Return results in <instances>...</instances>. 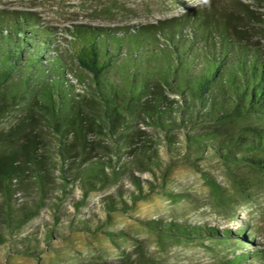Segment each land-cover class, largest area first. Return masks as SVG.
<instances>
[{
    "label": "rangeland",
    "instance_id": "rangeland-1",
    "mask_svg": "<svg viewBox=\"0 0 264 264\" xmlns=\"http://www.w3.org/2000/svg\"><path fill=\"white\" fill-rule=\"evenodd\" d=\"M207 1L0 0V11L35 12L40 24L55 29L64 48L77 26L156 23ZM244 1L264 18V2ZM259 40L264 43V37ZM66 81L76 99L91 103L84 105L86 143L75 140L72 130L63 132L65 126L57 131L50 114L37 113L42 166L27 164L15 173L8 194L0 186V264H224L257 251L263 252L238 264H264V179L254 180L252 199L245 203L220 160L196 158L185 149L181 129L172 131L179 148L172 153L164 132L146 120L126 115L125 123L111 130L103 107L92 104L94 91L69 72ZM23 104L0 97V134L24 117ZM69 141L71 152L63 149ZM94 165L105 168V182L88 187L81 177ZM237 172L248 174L242 168ZM205 174L221 186L218 194ZM172 225L218 235L166 232ZM243 228L245 240L239 234Z\"/></svg>",
    "mask_w": 264,
    "mask_h": 264
},
{
    "label": "trees",
    "instance_id": "trees-1",
    "mask_svg": "<svg viewBox=\"0 0 264 264\" xmlns=\"http://www.w3.org/2000/svg\"><path fill=\"white\" fill-rule=\"evenodd\" d=\"M260 21L264 18L244 0H209L156 23L77 26L63 48L55 29L40 24L35 12L0 11V97L24 103L26 110L0 134V186L8 194L15 173L27 164L42 166L37 113L50 114L57 131L65 126L63 132L72 130L75 140L86 143L84 108L91 103L75 98L66 81L69 72L94 91L92 104L103 107L111 130L124 124L126 115L146 120L164 132L172 153L179 149L172 131L181 129L185 149L196 158L220 160L235 191L249 203L254 180L264 179V43L259 40L264 25L253 23ZM73 144L63 149L71 152ZM241 168L248 174L237 172ZM84 174L88 187L105 182L101 166ZM205 179L218 194L221 186L209 174ZM166 232L189 238L218 235L173 225ZM245 233L246 228L239 231L244 240Z\"/></svg>",
    "mask_w": 264,
    "mask_h": 264
}]
</instances>
